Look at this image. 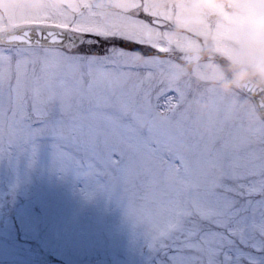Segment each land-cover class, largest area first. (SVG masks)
I'll list each match as a JSON object with an SVG mask.
<instances>
[{"label":"snow or ice","instance_id":"6c2138e0","mask_svg":"<svg viewBox=\"0 0 264 264\" xmlns=\"http://www.w3.org/2000/svg\"><path fill=\"white\" fill-rule=\"evenodd\" d=\"M142 2L135 17L39 21L0 45V167L119 205L138 264H264V122L178 74Z\"/></svg>","mask_w":264,"mask_h":264},{"label":"rangeland","instance_id":"374dc122","mask_svg":"<svg viewBox=\"0 0 264 264\" xmlns=\"http://www.w3.org/2000/svg\"><path fill=\"white\" fill-rule=\"evenodd\" d=\"M133 2L0 0V32L39 21L70 22L78 27L79 19L90 13L100 22L135 17L145 5L135 0L140 7L130 10ZM200 5L201 0H147L152 15L144 21L153 45L165 50L178 74L232 98L228 109L232 118L249 124L264 122L250 97L236 85L221 88L210 71L215 66L225 78L233 76L229 56L236 45L231 22L240 12L239 0H219L212 10ZM194 51L203 53L205 60L187 65L183 54ZM255 52L264 54V45ZM146 59L142 51L132 54L136 64ZM80 187L71 177L60 178L45 169L17 180L0 167V264H138L123 209L103 196L84 199Z\"/></svg>","mask_w":264,"mask_h":264},{"label":"clouds","instance_id":"9594fccd","mask_svg":"<svg viewBox=\"0 0 264 264\" xmlns=\"http://www.w3.org/2000/svg\"><path fill=\"white\" fill-rule=\"evenodd\" d=\"M219 0H201L204 9H215ZM241 5L237 17L232 20L235 30L234 47L229 59L234 70L231 79L215 66L213 82L221 88L239 86L241 82L255 78L258 84H264V54H256L255 49L264 45V0H239ZM199 58V52L193 53V59ZM204 78V77H201Z\"/></svg>","mask_w":264,"mask_h":264},{"label":"water","instance_id":"95a60500","mask_svg":"<svg viewBox=\"0 0 264 264\" xmlns=\"http://www.w3.org/2000/svg\"><path fill=\"white\" fill-rule=\"evenodd\" d=\"M35 31V24L33 25H23L19 26L13 30H8L5 32H0V45L7 46L8 42L15 41L17 39L23 38L25 34ZM69 35H73V33H69ZM33 39L35 36L33 35ZM194 52H186L183 55V60L188 64H196L202 62L204 60V55L199 52V58L193 59ZM239 87L249 96H251L256 104L260 112L264 116V88L252 80L244 81L239 84Z\"/></svg>","mask_w":264,"mask_h":264}]
</instances>
